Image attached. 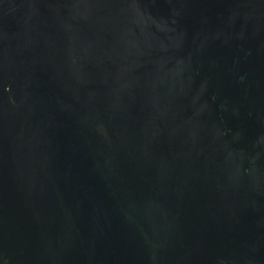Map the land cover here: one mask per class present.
<instances>
[{"label": "water", "instance_id": "1", "mask_svg": "<svg viewBox=\"0 0 264 264\" xmlns=\"http://www.w3.org/2000/svg\"><path fill=\"white\" fill-rule=\"evenodd\" d=\"M0 264H264V0H0Z\"/></svg>", "mask_w": 264, "mask_h": 264}]
</instances>
